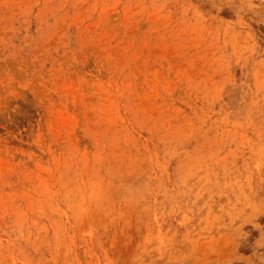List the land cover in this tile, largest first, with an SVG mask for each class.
Listing matches in <instances>:
<instances>
[{
	"label": "rangeland",
	"instance_id": "1",
	"mask_svg": "<svg viewBox=\"0 0 264 264\" xmlns=\"http://www.w3.org/2000/svg\"><path fill=\"white\" fill-rule=\"evenodd\" d=\"M0 264H264V0H0Z\"/></svg>",
	"mask_w": 264,
	"mask_h": 264
}]
</instances>
